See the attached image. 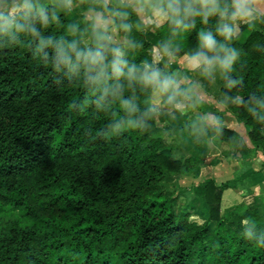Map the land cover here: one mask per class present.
Here are the masks:
<instances>
[{
	"label": "trees",
	"instance_id": "obj_1",
	"mask_svg": "<svg viewBox=\"0 0 264 264\" xmlns=\"http://www.w3.org/2000/svg\"><path fill=\"white\" fill-rule=\"evenodd\" d=\"M91 3L74 0V12H87ZM130 19L149 23L136 14ZM83 30L61 13L44 35L84 39ZM151 35L158 44L167 40V25L130 34L143 45L131 54L134 62L154 61ZM195 44L194 30L176 59ZM34 46L26 38L0 39V264H264V247L244 236L245 221L264 233V212L222 214L229 183L203 182V223L192 219L193 206L183 207L164 188L168 174H187L199 161L170 155L167 135L182 125L173 130L171 118L156 111L147 127L112 133L108 126L123 115L119 106L97 108L81 80L57 72ZM234 46L237 85L227 88L220 79V98L235 101L234 115L264 153V108L249 101L264 97V17L244 23ZM138 95L145 110L151 96ZM178 104L162 101L165 110ZM221 126L196 133L195 142L240 139Z\"/></svg>",
	"mask_w": 264,
	"mask_h": 264
},
{
	"label": "clouds",
	"instance_id": "obj_2",
	"mask_svg": "<svg viewBox=\"0 0 264 264\" xmlns=\"http://www.w3.org/2000/svg\"><path fill=\"white\" fill-rule=\"evenodd\" d=\"M74 7V0H0V39L14 44L22 38L33 41L37 56L50 61L57 72L84 83L97 108L118 105L123 115L108 126L115 134L147 127L149 117L160 107L157 101L172 106L187 101L192 107L201 101L198 82L165 67L184 50L194 30L196 44L184 53V67L210 83L219 77L225 87L236 86L233 73L240 51L234 41L240 25L264 16L257 0H92L85 14L84 39L44 35L45 29L59 22L61 13L71 14ZM133 14L146 16L150 22L134 23ZM213 20L215 24L209 26ZM163 25L168 27L169 38L158 44L157 59L134 62L131 54L143 45L130 34ZM72 31L79 35L78 28ZM140 93L153 101L145 110L139 104ZM249 101L264 108V97L253 95ZM208 129L222 131L219 119L198 116L193 122L194 134ZM254 229V224L245 221L244 236L264 247V233Z\"/></svg>",
	"mask_w": 264,
	"mask_h": 264
},
{
	"label": "rangeland",
	"instance_id": "obj_3",
	"mask_svg": "<svg viewBox=\"0 0 264 264\" xmlns=\"http://www.w3.org/2000/svg\"><path fill=\"white\" fill-rule=\"evenodd\" d=\"M130 2H132V0H130ZM129 11L132 10L129 9ZM85 14L86 12L78 14L74 12V10L71 13V17L75 18V21L84 24V29L86 27ZM139 17L145 22H150L146 16ZM243 24L244 23H242L240 27ZM150 38L155 44L154 60H156L158 41L153 35H151ZM165 67L168 71H180L182 76H187L188 81L198 82L200 94L201 92L206 93L205 97L208 98L209 101L213 102L220 98L221 82L219 77L216 79L215 83H210L203 78L199 72H191L189 69L185 68L180 59H176L173 63L165 65ZM191 73H194V79H191ZM228 100L231 104H235V101ZM230 102L228 103L230 104ZM157 103L160 104L157 112L160 115L166 114L171 118L167 121V124L172 126L173 130L180 125L183 126L175 131H171V133L167 135L168 144L174 146V150L170 151V155L173 158L185 160L186 156L194 154L199 159L197 165H195L196 167L189 170L187 174L170 173L163 183L167 191L173 193L175 196H179L183 207L193 206V208H195L196 212L192 219L199 223L206 221L207 208L203 202L204 191L202 184L206 180L212 178L215 179L218 184L229 183L231 185V188L225 191L223 195L221 204L222 214H226L227 212L242 213L250 206L254 208L259 207L264 212V184L255 186L251 177L241 181L236 178L239 174L248 170L264 171V155L257 152L252 156L251 153L247 151L246 142L251 144L247 135H244L245 139L243 141L239 140L237 147H233L217 139H208L198 144L194 140L196 134L192 131L193 122L198 116H215L219 119L220 123L222 122L221 114L218 112L216 113L217 110L213 108V105L200 101L195 107H192L190 102L185 101L184 103H179L176 109L172 111L164 109L162 100L157 101ZM230 118L231 121L234 120L232 117ZM230 118L226 120V122L233 125ZM193 144L197 146V150L192 149ZM250 192L255 193V195L259 194L260 197L257 198V201H259L260 204H249L254 201L253 197L255 196L248 195ZM214 225L215 223H212L211 227L213 228Z\"/></svg>",
	"mask_w": 264,
	"mask_h": 264
},
{
	"label": "crops",
	"instance_id": "obj_4",
	"mask_svg": "<svg viewBox=\"0 0 264 264\" xmlns=\"http://www.w3.org/2000/svg\"><path fill=\"white\" fill-rule=\"evenodd\" d=\"M257 7L264 8V4L260 3V0H257ZM262 17H264V16H262ZM193 75H194V73H191V77H192L191 79H194ZM200 96H201V101H203L206 104L213 105V108L217 110L216 113L218 112L219 114H221V116H222L221 117L222 118L221 119V121H222L221 125H224V126L230 128V129L235 130L236 132H238L239 135H240V139H239L240 141H243L245 139L244 135L245 136L247 135V137L249 138L247 128L242 123H240L237 120L236 116L234 115V113L232 111V107L234 105L233 102H232L233 104H231V102L227 98H219L220 100L217 99V100H214L213 102L209 101V99L205 97L206 93H204V92H201ZM228 102H230V104ZM230 117H232L234 120L231 121ZM223 118L225 119V122H224ZM229 118H230L231 123H233V125L232 124H228L226 122V120H228ZM239 140L236 143L229 144V145H231L233 147H237L238 143H239ZM249 140H250V138H249ZM250 142H251V144L246 142V148H247L248 153H251L252 156H254V154L257 153V152L258 153H262L264 155V153H263V151L261 149H257L251 140H250ZM192 149L197 150V146H195V144H193ZM248 177H251V179L253 180V183H254L255 186H258L260 184H264V171H261V170H251V171L248 170L246 172H243V173L239 174V176L236 177V178H237V180L241 181V180H243L245 178H248ZM248 195H255V193L250 192ZM259 197H260L259 194L255 195L253 197L254 201L249 203V204H252V203L253 204H260L259 201H257L258 200L257 198H259ZM251 208H254V207L252 206Z\"/></svg>",
	"mask_w": 264,
	"mask_h": 264
}]
</instances>
